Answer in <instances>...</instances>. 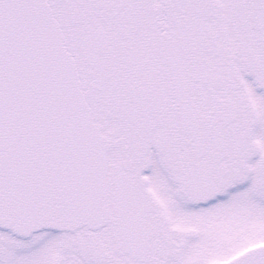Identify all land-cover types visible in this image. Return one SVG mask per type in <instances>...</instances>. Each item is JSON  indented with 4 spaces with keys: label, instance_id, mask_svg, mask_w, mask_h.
Masks as SVG:
<instances>
[{
    "label": "snow or ice",
    "instance_id": "1",
    "mask_svg": "<svg viewBox=\"0 0 264 264\" xmlns=\"http://www.w3.org/2000/svg\"><path fill=\"white\" fill-rule=\"evenodd\" d=\"M0 264H264V0H0Z\"/></svg>",
    "mask_w": 264,
    "mask_h": 264
}]
</instances>
